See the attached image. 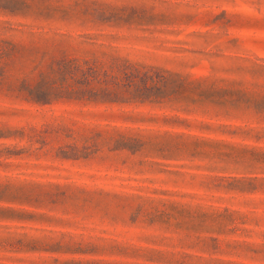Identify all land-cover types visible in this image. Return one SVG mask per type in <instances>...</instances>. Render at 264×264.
I'll return each instance as SVG.
<instances>
[{
    "label": "rangeland",
    "instance_id": "374dc122",
    "mask_svg": "<svg viewBox=\"0 0 264 264\" xmlns=\"http://www.w3.org/2000/svg\"><path fill=\"white\" fill-rule=\"evenodd\" d=\"M0 264H264V0H0Z\"/></svg>",
    "mask_w": 264,
    "mask_h": 264
}]
</instances>
